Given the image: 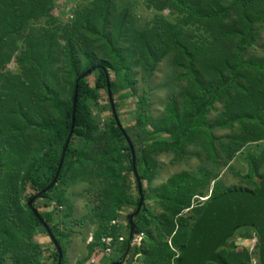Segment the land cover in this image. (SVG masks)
<instances>
[{"label": "trees", "instance_id": "obj_1", "mask_svg": "<svg viewBox=\"0 0 264 264\" xmlns=\"http://www.w3.org/2000/svg\"><path fill=\"white\" fill-rule=\"evenodd\" d=\"M143 3L159 15L169 11L176 23L160 19L159 28L139 31L134 27L130 10L119 1L88 0L78 7L71 24L62 25L51 15L55 0H0V175L2 161L11 166V157L18 155L21 165L13 178L19 179L20 193L28 194L24 208L30 230L42 229L45 234L28 202L34 197L50 200L56 184L63 182L67 175L65 168L68 173H74V181L94 179L100 186L94 191L97 230L87 252L91 255L97 249V257L105 255L103 252L107 250L103 241L119 240L121 231L111 226L118 219V213L128 207L133 213L140 199L124 136L133 147L134 166L141 186L155 177L154 157L172 154L180 160L188 145L197 141L202 142L208 160L217 159L224 143L215 132L226 133L221 139L228 143L229 157L239 144L264 141V60L246 63L242 59V49L253 42L255 26L264 25V0H143ZM16 50L19 54L12 59ZM171 53H175L173 66L179 76L177 82L184 87L176 98L166 100L161 118L148 121L145 100L140 97L141 111L133 118V128L139 132L135 137L120 125L118 118L115 121L110 106L111 117L101 128L94 120L92 107H97L102 93L107 99L110 94L112 102L136 95L131 80V59H137L141 77L148 81L156 66ZM11 63L15 65L13 72L7 71ZM87 71L90 74L86 78L95 79L93 84L80 78ZM77 81L74 129L63 166L56 184L42 193L54 179L70 131ZM215 105L223 109L217 120L208 123L206 118ZM114 110L117 116L118 105L114 104ZM147 126L150 131L146 130ZM207 140L212 149H206ZM256 159L250 157L248 161L246 184L252 191L232 189L220 194L219 189H214L208 202L216 195L246 194L264 203V168L259 174ZM131 176L136 187L135 198L130 194ZM201 178L189 186L188 177L174 176L157 190L161 217L148 218L142 205L134 218V225L148 243L142 264L182 263L193 229L211 204L191 210L197 219L188 231L180 229L181 220L176 222L177 228L175 218L191 208L195 188L207 185V174L203 172ZM6 196L11 200L6 210L15 215L20 207L12 192ZM59 197L57 203L62 205ZM39 216L61 247V264H65L61 234L51 224L52 215ZM14 218L8 219L15 221ZM6 222L0 224L8 226ZM154 225L159 236L165 232L171 237L177 228L172 237L175 252L167 243L158 244L150 237L147 228ZM253 231L260 236L254 227L237 229L221 247H226V241L235 233L241 239H249ZM2 235L0 232V238ZM130 243L126 238L120 244L121 257ZM232 246L227 253L216 248L208 260L214 264H249L247 253H234ZM260 247L261 241L257 242V249ZM140 251L132 246L129 256H138ZM20 254L24 256L23 264H40L42 253L38 247L30 245ZM51 256L56 264V251ZM132 262L131 259L129 264Z\"/></svg>", "mask_w": 264, "mask_h": 264}, {"label": "rangeland", "instance_id": "obj_2", "mask_svg": "<svg viewBox=\"0 0 264 264\" xmlns=\"http://www.w3.org/2000/svg\"><path fill=\"white\" fill-rule=\"evenodd\" d=\"M88 0H55V9L51 15L54 16L56 21L62 25H69L74 20V16L78 7L83 5ZM123 7H127L130 10L132 19L134 20L135 29L141 31L145 29H154L160 27V19H166L168 22L176 23L175 19L170 15L169 11L161 13V15L150 11L143 3V0H117ZM161 16L163 18H161ZM74 36V29L72 31ZM71 35V36H72ZM72 36V37H73ZM253 42L242 49V59L246 63L250 61L264 60V25L255 26V31L252 34ZM15 55L12 59L18 56L19 51H15ZM175 53L169 54L164 58L157 66L153 75L144 81L141 77V65L137 59H131V80L134 82V88L136 95L134 98L125 99L119 101L115 99L113 102L118 105L117 118L120 125L125 128L128 133L135 137L137 130H134L133 118L138 115L139 102L138 99L143 97L145 100V116L147 120H159L164 109V105L167 99L176 98L178 94L183 90L184 84L177 82L178 73L174 69ZM7 71L13 72L15 65L11 63L7 66ZM94 77L90 76L86 78V81L93 84ZM110 103L105 93L101 94V98L97 107H92V113L94 120L102 128L111 117V113L108 109ZM113 104V105H114ZM221 105H215L214 110L209 113L206 120L208 123H212L217 120V115L222 111ZM141 111V110H140ZM116 113V112H115ZM261 115V119H262ZM147 131H150L149 126L146 127ZM215 132V130H213ZM139 133V132H138ZM226 133L215 132V136L222 141L224 145L219 148V157L214 161L208 160L204 149H202V142L197 141L194 144L188 145L184 154L180 160L173 158L172 154H166L162 156L154 157L155 177L150 183L144 182L142 189L144 190V206L145 211L152 218L153 216L161 217L162 210L157 205V190L162 186H166V182L178 175H185L189 178L188 184L192 186L193 181L201 180L202 173L207 174L208 182L204 188H195V195L191 199V208L189 210L181 212L175 218V224L178 228L177 221L181 220L183 225L180 227L182 231H188L194 225L197 216L192 214L193 208H201L206 203H210L212 206L217 203V200L223 196L216 195L210 202L208 200L212 196L214 189H219L220 194L227 190H248L252 191L246 182V177L249 173L248 161L250 157H256V164L260 165L261 173L264 168V141H257L245 144H239L236 147L235 152L229 157L230 148L228 143L221 137H224ZM140 137H143L140 134ZM203 138V137H202ZM221 139V140H220ZM226 143V144H225ZM204 144V143H203ZM210 140H207V148L212 149ZM223 149V151L221 150ZM24 159L26 157H23ZM10 159L7 157V160ZM13 165L7 166V162L1 163V175H0V222L7 220V225L0 224V232L3 233V238H0V264H23L24 256L20 252L26 251L31 246L38 247L42 253V258L39 260L40 264H54L52 254L55 249L42 229H37V232L31 231L29 227L28 214L24 206L26 205L27 195L20 193L19 179L16 181L13 178L17 168H20V160L18 155L11 157ZM10 160L8 161L9 164ZM64 173L66 175L63 182H58L53 191L50 194V200H36L32 207L38 214L45 215L51 214V224L57 228L61 234V244L65 256V264H110L118 260L120 250V239L127 238V231L125 230V218L132 213V208H126L120 211L118 215V221L120 224L119 230L122 231L119 240L115 243L105 242L107 250L103 252L105 255L101 257L95 256V249L92 254L87 252V246L93 243V236L97 230V223L95 221V209L96 202L94 201V191L99 189V184L94 182L92 178H84L83 180L74 181V173H68L65 168ZM133 176L129 178L131 191L130 194L133 198L136 197L135 184L133 182ZM217 187V188H216ZM12 192V197L16 199L18 207L15 215H10L6 210L8 202V193ZM61 199L63 204L58 205L57 199ZM216 211L219 213L221 219L226 218V212L222 207L221 200H218ZM15 217V221H10L8 218ZM218 221V218H215ZM153 228V229H152ZM152 228H147L150 237H152L158 244H168L169 248L175 252L172 245V237L174 236L177 228L171 237L165 235L162 232L160 236L156 232L155 225ZM245 232V231H244ZM221 231L214 232L212 230L210 239L213 235H217L219 238ZM186 234V233H182ZM230 234V233H229ZM225 237L217 244L215 248H219L218 252L225 251L231 252L230 245H233V252L238 253L244 251L249 258V264H259L261 261L260 249H257V242L261 241L260 236L256 232L250 233L249 239H241L238 234H234L229 241H226V247H221L222 242L229 236ZM144 238L138 236L133 239V246L141 249L138 256L133 258L128 257V261L125 264H129L132 259V264H142L144 259V251L148 247V243L143 241ZM31 240V241H30ZM179 242V240H177ZM110 245V246H109ZM141 247V248H140ZM187 248L184 253H186ZM212 253L210 254V256ZM209 256V257H210ZM208 257V258H209ZM208 258L204 261L205 264H214L213 261H209ZM229 258V257H228ZM226 258L225 260H228Z\"/></svg>", "mask_w": 264, "mask_h": 264}, {"label": "water", "instance_id": "obj_3", "mask_svg": "<svg viewBox=\"0 0 264 264\" xmlns=\"http://www.w3.org/2000/svg\"><path fill=\"white\" fill-rule=\"evenodd\" d=\"M89 74L90 71H87L86 73L81 75L80 78H86ZM77 85H78V81L76 82L75 93L72 100L71 127L68 137L61 151L60 162L58 164V168L53 181L42 193L48 192L56 184L63 166L65 152L68 147L69 141L72 137V133L74 129V111L77 100L76 99ZM108 88L109 87L107 82V91ZM108 99L110 102L111 113L115 121H117V116L114 110V105L110 94H108ZM124 138L130 150L131 160H132V171L136 180L137 191L138 194L140 195L139 203L135 209V212L127 216L126 219L130 231V238L133 235V233L135 236L143 237L144 236L143 233L140 232L133 223V218L140 213L142 205L144 204V197L142 195V186L134 166L135 158H134L133 147L130 143V140L126 136H124ZM37 198L38 197H34L28 202L27 204L28 208L32 212L33 216L38 220L39 223H41L42 227L45 229L46 234L48 235V238L50 239L57 254L56 264H61V261L63 259V253L61 247L59 246L58 242L54 239L51 231L41 220L37 211L32 207L33 203L36 201ZM218 200H221L222 207L225 210H227L225 219H221L219 217L220 215L218 211H216ZM218 200L215 205L213 206L211 205L206 209V212L202 215L201 219L193 229V232L191 234L190 240L187 245V251L185 253V256L181 264H205L204 261L210 256L211 253L212 254L214 253V250L216 249L215 247L225 237V235L232 233L237 229L240 230L243 228H250V227L252 228L254 227L260 233L261 261L259 262L261 264H264V203L260 202L257 198H255V196H250L246 194H229L221 197ZM215 218H218V221H216ZM212 230L214 232L221 231L219 238L217 237V235H213L210 239ZM113 264H120V263H113Z\"/></svg>", "mask_w": 264, "mask_h": 264}, {"label": "flooded vegetation", "instance_id": "obj_4", "mask_svg": "<svg viewBox=\"0 0 264 264\" xmlns=\"http://www.w3.org/2000/svg\"><path fill=\"white\" fill-rule=\"evenodd\" d=\"M135 212V211H134ZM133 212V213H134ZM133 213H131V214H133ZM120 214V212L118 213V215ZM127 218V217H126ZM125 218V230L127 231V239L131 242L130 244H128V250L124 253V255H122V257L121 256H119L118 257V260L116 261V262H111L110 264H113V263H120V264H125V263H127V261H128V257H130L129 255V251H130V249H131V247L133 246L132 244H133V239H134V237H136L135 235H134V233H133V235L131 236V238H130V231H129V227H128V222H127V219ZM135 218V217H134ZM134 218H133V223H134ZM111 226H115V227H117V229H119L120 228V224H119V221L118 220H116V221H114L113 223H111ZM137 228V227H136ZM138 229V228H137ZM139 230V229H138ZM122 232V231H121ZM109 241L111 242V243H113V241L111 240V239H109ZM120 241H121V243L124 241V239H120ZM106 242V241H105ZM110 246V245H109Z\"/></svg>", "mask_w": 264, "mask_h": 264}, {"label": "built area", "instance_id": "obj_5", "mask_svg": "<svg viewBox=\"0 0 264 264\" xmlns=\"http://www.w3.org/2000/svg\"><path fill=\"white\" fill-rule=\"evenodd\" d=\"M107 242H110L109 240H106ZM105 243V241H103Z\"/></svg>", "mask_w": 264, "mask_h": 264}, {"label": "clouds", "instance_id": "obj_6", "mask_svg": "<svg viewBox=\"0 0 264 264\" xmlns=\"http://www.w3.org/2000/svg\"><path fill=\"white\" fill-rule=\"evenodd\" d=\"M139 237V236H138ZM140 238H143V237H140ZM258 263H259V261H258Z\"/></svg>", "mask_w": 264, "mask_h": 264}]
</instances>
